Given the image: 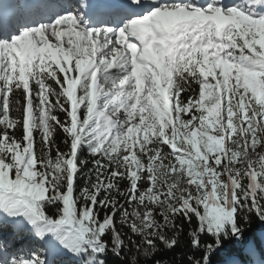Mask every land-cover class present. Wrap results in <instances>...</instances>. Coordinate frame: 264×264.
<instances>
[{
    "label": "snow or ice",
    "instance_id": "obj_1",
    "mask_svg": "<svg viewBox=\"0 0 264 264\" xmlns=\"http://www.w3.org/2000/svg\"><path fill=\"white\" fill-rule=\"evenodd\" d=\"M12 7L0 264H264V0Z\"/></svg>",
    "mask_w": 264,
    "mask_h": 264
},
{
    "label": "trees",
    "instance_id": "obj_2",
    "mask_svg": "<svg viewBox=\"0 0 264 264\" xmlns=\"http://www.w3.org/2000/svg\"><path fill=\"white\" fill-rule=\"evenodd\" d=\"M264 228L253 224L250 229L251 236L257 241L258 246L260 245V237ZM189 255H196L194 252L190 251L187 242V237L185 236L181 242V246L175 252H169L167 250H161L159 256L157 257L162 261V264H187V259Z\"/></svg>",
    "mask_w": 264,
    "mask_h": 264
},
{
    "label": "bare ground",
    "instance_id": "obj_3",
    "mask_svg": "<svg viewBox=\"0 0 264 264\" xmlns=\"http://www.w3.org/2000/svg\"><path fill=\"white\" fill-rule=\"evenodd\" d=\"M8 3H10L9 0H6V1L5 0H0V4H8ZM13 6H15V5H13ZM16 9H17V7H16ZM14 11H15V9H14Z\"/></svg>",
    "mask_w": 264,
    "mask_h": 264
},
{
    "label": "rangeland",
    "instance_id": "obj_4",
    "mask_svg": "<svg viewBox=\"0 0 264 264\" xmlns=\"http://www.w3.org/2000/svg\"><path fill=\"white\" fill-rule=\"evenodd\" d=\"M5 1H6V0H5ZM12 1H13V2H12L13 4L18 5V3L16 2V0H12ZM27 1H28V0H27ZM19 6H20V4H19ZM20 10H21V9H20ZM23 12H25L24 9H23Z\"/></svg>",
    "mask_w": 264,
    "mask_h": 264
}]
</instances>
